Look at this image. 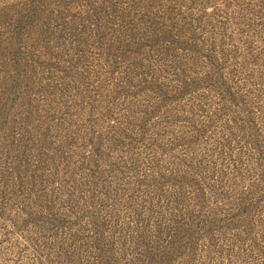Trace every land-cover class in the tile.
I'll use <instances>...</instances> for the list:
<instances>
[{"label":"rangeland","instance_id":"obj_1","mask_svg":"<svg viewBox=\"0 0 264 264\" xmlns=\"http://www.w3.org/2000/svg\"><path fill=\"white\" fill-rule=\"evenodd\" d=\"M149 1L101 4L113 19L127 12L138 34L158 33L145 43L137 34V75L167 92V112L142 126L159 106L111 89L115 115L89 131L77 117L100 106L81 100L82 7L95 2L0 0V264H264V0H195L191 35L172 36L176 56L164 40L187 17L182 1ZM202 21L214 30L201 33ZM128 108L138 136L108 151L107 131ZM81 136H101L113 167L84 166ZM180 223L201 235L182 255L149 256Z\"/></svg>","mask_w":264,"mask_h":264},{"label":"trees","instance_id":"obj_2","mask_svg":"<svg viewBox=\"0 0 264 264\" xmlns=\"http://www.w3.org/2000/svg\"><path fill=\"white\" fill-rule=\"evenodd\" d=\"M95 3L91 5L88 8L82 7V64H81V76L84 78L81 82V100L90 102L91 104L94 103L95 105L100 106V109L97 110H90L88 108V113L81 114V120L77 117V120L81 123L87 122L89 123V131L97 130L98 128H102V126L99 124V122L107 123L112 118L113 114L115 115L114 111H112L113 106L110 107L111 103H108V105L105 103L107 101V96L111 94V89L118 90V95H128L132 99H134V104L137 102L142 104H151V106H159L157 108L158 113H152L153 116L151 118L148 117L149 113L145 114V111H143L144 118L141 119V125H147L151 119H154L157 114H162L163 116L164 112H167V107L169 106L170 101L166 97V91L161 88V85L156 84V81L153 79H149L147 77L138 76L137 73L142 70L143 67L141 65H137V63L141 62L140 54L137 52L139 50V46L141 44V40L138 38V35H141L140 33L144 30H141V32L131 29L132 27V21L126 19L127 17L131 18V16H127V12H123V17L120 19H113L110 14V6L108 2V7H103L101 2H105L108 0H93ZM181 3H178L177 1L174 2L175 6H178V12L181 13L182 16L185 15L183 12H187V17H184V22L182 20H177L174 22L176 30L174 29H167L166 31L168 34H170L169 38L164 40V43L166 46L171 47L173 50L171 51L172 55L176 56V51L174 48V41H173V34L176 32L183 31L186 33V35H191L192 29L188 25L194 20L193 13L197 12V8L199 7L198 3L196 4L195 0H181ZM150 3H154L155 0L149 1ZM84 3V1H83ZM187 4L191 5L195 8H188ZM260 5V11L264 13V1H259L258 3ZM184 9V10H183ZM231 9V8H230ZM88 10V11H87ZM202 12V11H200ZM159 14V13H158ZM157 14V15H158ZM87 15V16H85ZM155 17V16H154ZM153 17V18H154ZM153 18H145L139 20L141 23L140 27L145 29L151 22ZM205 23L204 27L200 30L201 33H204L207 31V29H210L211 31L214 30V27L210 26L208 23L202 21L200 22L201 25ZM191 25V24H190ZM242 24H235L236 27H240ZM241 28V27H240ZM189 33V34H188ZM138 34V35H137ZM86 35H93L91 37L90 42H86L84 40V37ZM220 35V34H219ZM144 36V35H141ZM158 33H152L148 36H144L142 39V42L145 41V39L150 40L149 37H157ZM159 38V37H157ZM179 40V39H176ZM181 42H186L185 39H182ZM192 42H195L194 40ZM145 43V42H144ZM196 43V42H195ZM211 46V45H210ZM210 46L207 47V49ZM212 47H216L215 45H212ZM200 46L196 43V51L199 52ZM168 65V64H167ZM126 67V70L124 73H120L121 67ZM119 69V70H118ZM130 69V72L128 73V70ZM85 70H89L86 72ZM87 73H92L94 76L87 75ZM121 77L120 79H117V77ZM143 78V79H142ZM142 79L141 81H139ZM120 81V82H119ZM139 82L134 86V82ZM149 83L152 84L153 88H149ZM140 85H143L144 93L143 96H140V98L132 97L134 87H138L141 90ZM174 96L179 95V98L181 101H183V92H178L177 90H173ZM113 94V93H112ZM169 96V95H167ZM94 99V101L92 100ZM119 99V98H118ZM98 100V101H97ZM111 100H117V98L114 96H111ZM123 101L125 103H128V106H130V100L124 98ZM152 101V102H151ZM102 105V106H101ZM172 105V104H170ZM105 107V108H104ZM163 108L165 109L164 112ZM153 110V109H152ZM112 112V116H111ZM119 116L117 119L114 120V125L111 127V129H108L107 134L108 136L112 135L114 138L113 140L109 142L108 147H106V150L113 151L114 146H118L119 143L122 140H125L128 142V140L132 141L135 139L133 137H136L138 135H135V131L132 130L133 123H136L140 121L139 119H136L133 117V113L131 109H127L124 112L118 111ZM169 116V113H166ZM166 118L167 115H166ZM110 123V122H109ZM118 129L117 133L120 132V135L118 137L116 136V130ZM132 133V136L130 135ZM93 137V135H92ZM101 136L96 137V141L90 142L91 137H82L81 136V163L84 166H91L95 168L97 171L101 172V175L103 174L105 168H112V163L110 161H106V157L102 155L100 146L102 145V141L100 140ZM97 142V143H96ZM91 143V147H94L93 153H89V155H85L83 151L86 149V145ZM95 143V144H94ZM129 144V143H128ZM131 144H129L128 148H130ZM105 154V153H104ZM104 156V158H103ZM121 160V159H120ZM179 229L176 228L174 233L168 234L169 240L163 241L165 237V233L161 231L159 234L161 239L160 242H157L155 248L152 247L149 250V256L150 255H156V258H159L158 260L161 261L163 256L166 253H174L181 254L182 255V249L181 246H184L187 243H192L196 238L193 235L194 232H196V236L201 235L198 234V228H196L195 223H180L176 224ZM203 231V230H201ZM160 232V231H159ZM177 249V251H176ZM147 257V256H146ZM148 259V257H147Z\"/></svg>","mask_w":264,"mask_h":264}]
</instances>
